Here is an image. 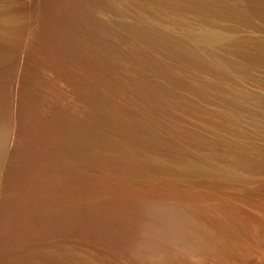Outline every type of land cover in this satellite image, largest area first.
Returning a JSON list of instances; mask_svg holds the SVG:
<instances>
[{
  "label": "rangeland",
  "instance_id": "rangeland-1",
  "mask_svg": "<svg viewBox=\"0 0 264 264\" xmlns=\"http://www.w3.org/2000/svg\"><path fill=\"white\" fill-rule=\"evenodd\" d=\"M232 1L236 13H200L166 0H0L16 18L0 58V264H264L261 167L224 155L256 174L249 195L235 183L225 187L158 163L177 160L179 146L227 150L225 140L232 138L264 148V0ZM128 6L171 23L177 36L182 25L208 20L227 35V52L213 47L207 64H189L132 28ZM215 56L238 78L233 84L217 76L222 89L244 93L225 96L209 87ZM109 111L119 117L109 119ZM60 125L118 136L150 162L118 172L110 166L113 173L93 165L72 190L60 159L70 147L57 134ZM224 197L249 214L223 204Z\"/></svg>",
  "mask_w": 264,
  "mask_h": 264
},
{
  "label": "bare ground",
  "instance_id": "bare-ground-1",
  "mask_svg": "<svg viewBox=\"0 0 264 264\" xmlns=\"http://www.w3.org/2000/svg\"><path fill=\"white\" fill-rule=\"evenodd\" d=\"M162 1V0H161ZM241 1V0H240ZM164 2V1H163ZM242 2V1H241ZM2 3V2H1ZM0 3V58L2 59L3 56V47L1 45L2 42H6V40L8 41L10 39V37H13V32L15 29V23H16V18L14 17V15L11 13L12 11H10L8 8H4V6H2ZM13 3V2H12ZM108 3V2H107ZM112 3V2H111ZM109 3V4H111ZM166 3H168L171 6H175V7H179V8H184V7H188L191 9H195L197 12H203V11H217V12H232V13H236L237 12V7L233 4V1L231 2V0H166ZM112 5V4H111ZM110 6V5H109ZM239 6V5H238ZM79 7V6H78ZM126 7V6H125ZM129 7V6H128ZM248 8V7H247ZM90 9V8H89ZM102 9V8H101ZM111 9L113 10V12H120L121 7L119 6H111ZM30 10V9H29ZM128 10V9H127ZM129 10L132 12V28L136 29L137 31L142 33L143 38L145 37L146 39H148L149 41H154L155 43H161V45L166 44L168 45L171 50L170 52L178 57H183L185 60L189 61L193 63L195 66H199L202 65V63H206L207 64V60H208V55L207 53H211L209 50L210 48L213 47H219L220 50H222L223 52H227V46L225 45L224 41L226 42L227 40V35L225 37V35H223L220 30H215L212 28L211 24L208 22V20H206L205 22L202 21L201 14L200 13L198 15H200V20L202 22H196L198 24L196 25H186V26H181L182 30L180 31V35L177 36L176 33L174 34V25L172 26L171 23L167 22L164 24H159L156 23L155 21H152L151 19H147L148 16H146L145 14H143L141 11H137L135 10V8L133 7H129ZM180 10V9H178ZM182 10V9H181ZM250 10V9H249ZM81 11V10H80ZM186 11V10H184ZM191 11V10H190ZM253 11V10H252ZM130 12V13H131ZM187 12V11H186ZM251 12V11H250ZM94 13V12H93ZM189 13V12H188ZM16 14V13H15ZM88 14V13H87ZM196 14V13H195ZM125 15V14H124ZM183 15V14H182ZM115 16V15H114ZM178 16V15H177ZM181 16V15H180ZM195 16V15H194ZM210 16V15H209ZM118 17V16H117ZM204 17V16H203ZM208 17V16H207ZM105 18V17H104ZM130 18V17H129ZM198 18V17H197ZM181 19V17H180ZM27 20V19H26ZM199 20V21H200ZM181 21V20H180ZM196 21V20H195ZM198 21V20H197ZM18 22V21H17ZM78 22V21H77ZM103 22V21H102ZM111 23V22H110ZM184 23V21L182 22ZM202 23V24H201ZM213 23V22H212ZM117 24V23H116ZM38 25V24H37ZM106 25V24H105ZM118 25V24H117ZM34 26V25H33ZM108 26V25H107ZM106 26V27H107ZM110 26V25H109ZM108 26V27H109ZM122 26V25H121ZM179 26V25H178ZM123 27V26H122ZM124 28V27H123ZM92 29V28H91ZM41 30V29H40ZM73 31V30H72ZM81 31V30H80ZM116 32V31H115ZM177 32V31H176ZM54 33V32H53ZM21 35V34H20ZM32 36V35H31ZM46 36V35H45ZM132 36V35H131ZM23 37V36H22ZM141 37V36H140ZM14 38V37H13ZM78 38V37H77ZM98 38V37H97ZM121 38V37H120ZM233 38V37H232ZM62 41V40H61ZM104 41V40H103ZM112 42V41H111ZM151 43V42H150ZM12 44V43H11ZM108 44V43H107ZM153 44V43H152ZM157 44H155V47L157 46ZM45 45V44H44ZM99 45V44H98ZM154 45V44H153ZM159 45V44H158ZM160 46V45H159ZM167 46V47H168ZM221 46V48H220ZM43 47V46H42ZM115 47V46H114ZM165 47V46H164ZM168 47V48H169ZM102 48V47H101ZM158 48V47H157ZM160 48V47H159ZM169 48V49H170ZM28 49V48H26ZM164 50V49H163ZM29 53V52H28ZM32 53V52H31ZM23 54V53H22ZM43 54V53H42ZM26 56V55H25ZM111 57V55L109 56V58ZM135 57V56H134ZM216 57V56H215ZM93 58V57H92ZM103 58V57H102ZM113 58V57H111ZM216 61L214 62V64L212 66H214V70H213V78H212V82H208L209 84L212 83V86L208 83H206V86L208 87H213L215 88V90L219 92H223L226 91L224 89H222L220 82V79H217L216 77H222L224 79H226L228 82H231L233 84H235V82L238 80V78L236 76L233 75V73L231 72L227 61L224 60H220V58L218 59V57H216ZM223 58V57H222ZM30 59V58H29ZM114 59H116L114 57ZM153 59V58H152ZM13 60V59H12ZM122 60V59H121ZM233 60V59H232ZM20 61V60H18ZM182 61V60H181ZM214 61V60H212ZM212 61L209 62L212 64ZM1 62V60H0ZM51 62V61H50ZM89 62V61H88ZM114 62V61H113ZM231 62V61H230ZM98 63V62H97ZM115 63V62H114ZM24 64V63H23ZM211 66V65H210ZM216 67V68H215ZM212 68V69H213ZM29 69V68H28ZM242 69V68H241ZM25 77V76H24ZM78 79V78H77ZM13 82V81H12ZM230 83V84H231ZM208 84V85H207ZM232 85V84H231ZM235 86V85H234ZM203 88V87H202ZM229 88V87H228ZM231 88V87H230ZM91 89V88H90ZM210 89V88H209ZM212 89V88H211ZM24 91V90H23ZM228 95L225 94V96H229L230 94L234 93H241L243 92L242 90H238V89H234V90H227L226 91ZM10 93V92H9ZM201 93L200 91L198 92V94ZM205 93V92H204ZM244 93V92H243ZM249 93V92H248ZM24 94V93H23ZM250 94V93H249ZM12 95V94H11ZM224 95V94H223ZM236 95V94H235ZM245 95V94H243ZM242 95V96H243ZM7 96V95H6ZM34 96V95H33ZM204 96V94H203ZM240 96V95H239ZM251 96V95H250ZM253 96V95H252ZM90 97V96H89ZM222 97V96H221ZM231 97V96H230ZM238 97V96H237ZM246 97V96H245ZM94 98V97H93ZM225 98V97H223ZM232 98V97H231ZM250 98V97H249ZM263 98V97H262ZM228 99V97L226 98ZM230 99V98H229ZM233 99V98H232ZM35 100V99H34ZM38 100V99H37ZM46 100V99H45ZM40 101V100H39ZM231 101V100H230ZM13 102V101H12ZM222 102V101H221ZM224 103V102H223ZM228 104V103H226ZM102 106V105H101ZM33 107V106H31ZM103 107V106H102ZM105 107V106H104ZM103 107V108H104ZM262 107V106H261ZM13 108V107H12ZM34 108V107H33ZM4 109V108H3ZM32 109V108H31ZM62 109V108H61ZM101 109V107H100ZM222 109V108H221ZM224 109V108H223ZM248 109V108H247ZM41 110V109H40ZM53 110V109H52ZM103 110V109H102ZM108 110V109H106ZM21 111V110H20ZM43 111V110H42ZM59 111V110H57ZM101 111V110H100ZM226 111V110H225ZM224 111V112H225ZM4 112V111H3ZM18 112V111H17ZM105 112V111H104ZM40 113V112H39ZM44 113V111H43ZM103 113V112H102ZM106 113V112H105ZM104 113V114H105ZM119 113V112H118ZM211 113V112H208ZM221 113V112H218ZM217 113V114H218ZM12 114V113H11ZM36 114V113H35ZM62 114V113H61ZM212 114V113H211ZM216 114V115H217ZM225 114V113H224ZM227 114V113H226ZM124 115V114H123ZM210 115V114H208ZM232 115V114H231ZM4 116V115H3ZM34 116V115H33ZM107 116H109V119H116L117 114H114V112L109 111V113H107ZM220 116V115H219ZM223 116V115H221ZM225 116V115H224ZM223 116V118H224ZM228 116V114H227ZM27 117V116H26ZM31 117V116H30ZM62 117V116H61ZM119 117V116H117ZM125 117V116H124ZM213 117V115H212ZM226 117V116H225ZM229 117V116H228ZM235 117H237L235 115ZM241 117V116H240ZM245 117V116H244ZM257 117V116H256ZM60 118V117H59ZM227 118V117H226ZM238 118V117H237ZM211 119V118H210ZM222 119V118H220ZM229 119V118H228ZM240 119V118H239ZM3 120V118H2ZM6 120V119H5ZM34 120V119H33ZM111 120V121H112ZM212 120V119H211ZM230 120V119H229ZM228 120V121H229ZM234 120V119H233ZM241 120V119H240ZM240 120H236V121H240ZM110 121V120H109ZM110 121V122H111ZM218 121V120H217ZM222 121V120H221ZM232 121V120H231ZM70 123V122H69ZM77 123V122H76ZM222 123V122H221ZM220 123V124H221ZM225 123V122H223ZM229 123V122H228ZM231 123V122H230ZM234 123V122H233ZM237 123L234 124L237 126ZM4 124V123H3ZM48 124V123H47ZM52 124V123H51ZM113 124V122H112ZM232 124V123H231ZM224 125V124H223ZM222 125V126H223ZM6 126V125H5ZM8 126V125H7ZM20 126V125H19ZM217 126V125H216ZM221 126V127H222ZM229 126V125H228ZM243 128V125H241ZM4 127V126H3ZM48 127V126H47ZM137 127V126H136ZM232 127V126H231ZM230 127V129H231ZM80 128V127H79ZM77 126L75 125H71L68 127L62 126L60 125L58 127V136H60L61 138H63V140L65 139V142L67 140V142H69V148L67 150H64V155L62 154V161L61 163L64 165V171L67 172L68 174H65L66 176L69 175V183L68 185L70 187H72V190H76L77 189V177L80 175H85L88 173V171L90 170V168L93 167V165H95L94 167H99V168H104L107 166L108 170L107 171H113V172H118V170L121 168V166L123 167L125 166H132L133 164H140V163H149L150 161L146 160V158H144L143 156L137 155L136 151L134 152L131 147V144H124L123 142H121L118 138V136H114V135H108V134H104V133H100L98 130L95 131L94 128H90L87 131H84L83 133L80 131ZM133 130H135V127L133 126ZM142 128V126L138 127ZM223 128V127H222ZM225 128V127H224ZM223 128V129H224ZM5 129V128H4ZM83 129V128H82ZM87 129V128H86ZM84 129V130H86ZM136 129V130H138ZM143 129V128H142ZM227 129V128H226ZM229 129V128H228ZM233 129V128H232ZM7 130V128H6ZM135 130V131H136ZM145 130V129H144ZM142 130V131H144ZM236 130V129H235ZM131 131V130H130ZM139 132L141 130H138ZM228 130H226L227 132ZM257 131V130H256ZM6 132V131H5ZM149 132V131H147ZM233 132V131H231ZM240 131H238L239 133ZM126 133H128L126 131ZM228 133V132H227ZM226 133V134H227ZM237 133V132H236ZM237 133V134H238ZM241 133V132H240ZM46 134V133H45ZM146 134V133H145ZM152 134V133H151ZM213 134V133H212ZM216 134V133H215ZM221 134V133H220ZM234 134V133H233ZM242 134V133H241ZM149 135V133L147 134V136ZM195 135V134H192ZM197 135V134H196ZM224 135V134H222ZM232 135V134H231ZM239 135V134H238ZM248 135V134H246ZM245 135V137H246ZM7 136V135H6ZM154 136V134H153ZM157 136V135H156ZM155 136V137H156ZM173 136V135H172ZM175 136V135H174ZM200 136V135H199ZM205 135H203L204 137ZM215 137H212L213 139L216 138L217 136H219L217 134L214 135ZM225 136V135H224ZM230 136V135H229ZM240 136V135H239ZM238 136V137H239ZM146 137V136H145ZM154 137V138H155ZM221 137V136H219ZM234 137V136H232ZM236 137V136H235ZM234 137V138H235ZM237 137V138H238ZM37 138V137H36ZM147 140L148 138L150 139V137H146ZM158 138V136H157ZM208 138V137H207ZM218 138V137H217ZM216 138V140H217ZM223 138V137H222ZM42 139V138H41ZM221 139V138H220ZM225 139H227L225 137ZM224 139V140H225ZM247 139H249L247 137ZM39 140V139H38ZM146 140V141H147ZM152 143H155L153 140V137L150 139ZM210 140V138H209ZM212 140V139H211ZM215 140V139H214ZM144 141V140H143ZM149 141V140H148ZM156 141V140H155ZM161 141V140H160ZM165 141V140H164ZM206 141V140H205ZM243 141V139H242ZM250 141V140H249ZM248 141V142H249ZM4 142H5V133L4 130L1 128L0 126V156L2 154V150L4 148ZM158 142V141H157ZM169 142V141H168ZM171 142V141H170ZM209 142V141H208ZM222 142V141H221ZM244 142V141H243ZM162 145L164 143L167 142H161ZM173 143V142H172ZM245 143V142H244ZM243 143V145H244ZM149 143H147L148 145ZM160 144V143H159ZM175 144V143H174ZM174 144H171L169 147H172ZM204 144V143H203ZM210 144V143H209ZM227 145V150H210V151H202L201 150H197V149H191L188 150L187 148L184 147H178V150H180V157L177 160H162L160 162H158L157 160H152L151 162H158L161 164V166H163L164 168H169V169H176L178 171L187 173L189 175H198V176H202L205 178H208V180H210L211 182L214 183H223L225 184L224 186L226 187V185H228L229 187H233L232 184H237L236 186V190L237 188H239L238 192H247V194L249 193V195L252 193V189L251 186L249 187L250 184H252L254 181V177L257 178L256 174L253 176V174H248V171H242L240 168H236V165L231 164L229 161H225L224 160V155H231L230 159L234 156L237 161H243L244 164L250 165L253 164L252 166H257V168L261 167L262 171H264V148L260 149L257 148L255 149L254 147H256L254 145V147L251 145L250 147H246L243 146L237 139L234 140L232 139H227V141L225 140V143ZM252 144V143H251ZM7 145V143H6ZM156 145V144H155ZM158 145V143H157ZM167 145V144H166ZM215 145V144H214ZM150 146V145H149ZM153 146V145H151ZM178 146V145H177ZM223 146V145H222ZM221 146V147H222ZM155 147V146H154ZM158 147V146H157ZM156 147V148H157ZM215 147V146H214ZM220 147V146H219ZM225 147V146H224ZM223 147V148H224ZM258 147V146H257ZM177 148V147H175ZM202 148V147H201ZM209 149V148H208ZM221 149V148H220ZM7 150V149H6ZM21 150V149H20ZM23 150V149H22ZM37 150V149H36ZM173 150V149H172ZM193 152V155H192ZM45 153V152H44ZM191 153V154H190ZM4 154V153H3ZM6 154V152H5ZM189 154L191 155V157H189ZM188 155V156H187ZM250 156H252L253 158L257 156L258 160H255V163H253L250 159ZM4 157V156H3ZM234 158V160H235ZM60 162V161H59ZM61 164V165H62ZM151 164V163H150ZM238 165V164H237ZM110 166H112V169L110 168ZM239 166V165H238ZM39 167V166H38ZM241 167V166H239ZM244 168V165L242 166ZM250 167V166H249ZM43 168V167H42ZM111 170H110V169ZM106 169L104 171H106ZM254 169V167H253ZM44 170V169H43ZM111 171V172H112ZM251 171V170H250ZM249 171V172H250ZM63 172V176L64 173ZM110 172V174H111ZM112 172V173H113ZM120 172V171H119ZM252 172V171H251ZM258 172V171H257ZM105 173V172H104ZM107 173V172H106ZM262 173V172H261ZM103 174V173H102ZM262 175V174H261ZM82 177V176H81ZM47 178V175L46 177ZM44 178V179H45ZM64 178H67L64 176ZM204 178V179H205ZM67 180V179H66ZM65 180V181H66ZM207 180V179H206ZM257 180V179H256ZM68 182V180H67ZM58 184V183H57ZM67 183L65 182V185ZM231 185V186H230ZM67 186V185H66ZM100 186V185H99ZM223 187V185H222ZM229 187L226 188V190L229 191ZM235 187V186H234ZM233 187V188H234ZM74 188V189H73ZM232 188V189H233ZM240 188L243 189L242 191H240ZM68 190V188H67ZM226 190H224L225 192H227ZM235 190V191H236ZM254 190V189H253ZM69 191L70 188H69ZM135 191V190H134ZM231 191V190H230ZM233 191V190H232ZM251 192V193H250ZM67 193V192H66ZM232 193V192H229ZM48 195V194H47ZM224 195V194H223ZM228 197V196H226ZM226 197L221 199V202L225 205H229L233 206V208L235 207L237 211H239L241 214L244 215H248L249 213L247 211H244L240 206L238 205L239 203L226 199ZM229 198V197H228ZM91 200V199H90ZM246 200V199H245ZM248 200V198H247ZM245 202V201H244ZM254 202V201H253ZM220 203V204H222ZM260 203V202H259ZM174 204V203H173ZM222 204V205H223ZM245 204V203H244ZM242 204V205H244ZM166 206V205H165ZM181 206V205H180ZM245 206V205H244ZM261 207V206H260ZM264 207V206H263ZM232 208V209H233ZM259 209V208H257ZM224 210V209H223ZM229 210V209H228ZM227 210V211H228ZM66 211V210H65ZM260 211H262L260 209ZM253 212V211H252ZM207 213V212H206ZM258 213V212H257ZM158 214V213H157ZM156 214V215H157ZM232 214V213H230ZM235 215V214H234ZM236 216V215H235ZM257 216V215H255ZM15 217V216H13ZM234 217V216H233ZM263 217V216H262ZM32 218V217H31ZM41 218V217H40ZM252 218V217H251ZM264 218V217H263ZM169 220V219H168ZM192 220V219H191ZM251 220V219H249ZM30 221V220H29ZM247 221V218H246ZM252 221V220H251ZM255 221V220H254ZM253 221V222H254ZM264 221V220H262ZM33 222V221H32ZM227 222V221H225ZM234 223V222H233ZM251 223V222H250ZM258 223V221H257ZM256 223V224H257ZM263 223V222H262ZM57 224V223H56ZM225 224V223H223ZM227 224V223H226ZM229 224V223H228ZM255 224V223H252ZM231 225V224H230ZM229 225V226H230ZM223 226V225H222ZM233 226V225H232ZM251 227V225H249ZM256 226V225H255ZM161 227V226H160ZM177 227V226H176ZM231 227V226H230ZM254 227V225H253ZM256 228V227H255ZM30 229V228H29ZM231 230V229H230ZM179 233V232H178ZM235 233V232H234ZM238 234V233H237ZM208 236H210L209 234H207ZM233 235V234H232ZM168 236V235H167ZM201 236V235H200ZM199 236V237H200ZM213 236V235H212ZM184 237V236H183ZM203 237V236H201ZM211 237V236H210ZM1 238V237H0ZM209 238V237H208ZM157 242V241H156ZM193 243V242H192ZM14 245V244H13ZM176 249V248H175ZM47 251V250H46ZM157 251V250H156ZM55 252V251H54ZM22 257V256H21ZM29 259V258H28ZM129 259V258H128ZM10 260V259H9ZM18 261V260H17ZM1 262V261H0ZM23 262V261H22ZM27 262V261H26ZM32 262L28 260V264H41V263H36ZM21 264V263H20Z\"/></svg>",
  "mask_w": 264,
  "mask_h": 264
}]
</instances>
